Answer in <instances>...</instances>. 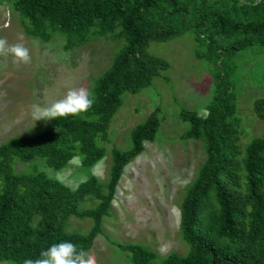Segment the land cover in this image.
<instances>
[{
  "label": "trees",
  "instance_id": "obj_1",
  "mask_svg": "<svg viewBox=\"0 0 264 264\" xmlns=\"http://www.w3.org/2000/svg\"><path fill=\"white\" fill-rule=\"evenodd\" d=\"M253 1L12 0L32 37L49 41L58 33L68 49L92 36H112L121 46L93 80L95 102L87 112L51 120L38 132L0 144V262L23 264L64 240L91 249L103 232L124 168L143 151L145 141L156 137L158 109L130 130L129 148L111 149L104 184L90 175L71 188L36 167L16 172L13 161L41 158L58 170L80 156L83 167H92L106 154L102 143L108 141L122 94L139 92L169 67L165 58L149 52V44L191 32L194 55L211 65L215 92L204 116L188 108L179 111L189 124L181 137L202 140L205 150L180 205L187 251L160 257L140 243L116 244L131 264H264V134L240 147L231 78L239 51L253 46L264 51V0ZM253 109L264 121V96L254 100ZM86 200L93 206L80 207ZM72 216L91 219L89 230L68 231Z\"/></svg>",
  "mask_w": 264,
  "mask_h": 264
},
{
  "label": "rangeland",
  "instance_id": "obj_2",
  "mask_svg": "<svg viewBox=\"0 0 264 264\" xmlns=\"http://www.w3.org/2000/svg\"><path fill=\"white\" fill-rule=\"evenodd\" d=\"M0 37L10 44L22 42L31 55L28 64H16L11 56H0V144L13 136L38 132L49 121L36 120L34 112L62 98L69 88L90 90L93 80L111 65L121 46V41L112 36H92L68 49L61 34L56 33L49 41L32 37L25 32L12 0H0ZM148 50L165 58L169 67L139 92L122 94V104L110 122L108 141L102 143L106 154L97 163L83 167L80 156H75L55 170L41 158L13 161L16 172L36 167L71 188L90 175L104 184L109 178L111 149L129 148L130 130L158 109L156 137L145 141L143 151L124 168L110 214L103 218V232L89 250L99 264H131L128 253L116 242L140 243L160 257L187 251L180 230V205L205 160V150L202 140L181 137L189 124L180 119L179 111L188 108L206 114L205 107L215 92L213 73L209 62L194 55L191 32L153 41ZM233 61L238 143L244 148L252 138L264 134V121L253 109L254 100L264 96V51L253 46L239 51ZM93 204L86 200L80 207ZM91 225V219L72 216L66 229L85 233Z\"/></svg>",
  "mask_w": 264,
  "mask_h": 264
},
{
  "label": "clouds",
  "instance_id": "obj_3",
  "mask_svg": "<svg viewBox=\"0 0 264 264\" xmlns=\"http://www.w3.org/2000/svg\"><path fill=\"white\" fill-rule=\"evenodd\" d=\"M23 36L21 34L20 40ZM0 56H11L13 63L28 64L31 61L30 50L22 42L10 44L6 38L0 37ZM95 102L93 93L86 87L69 88L66 94L50 104L41 106L34 112L36 120L45 122L68 116H79L87 112ZM57 132L60 129H55ZM23 264H99L95 254L70 241L53 243L42 250L39 258H27Z\"/></svg>",
  "mask_w": 264,
  "mask_h": 264
},
{
  "label": "water",
  "instance_id": "obj_4",
  "mask_svg": "<svg viewBox=\"0 0 264 264\" xmlns=\"http://www.w3.org/2000/svg\"><path fill=\"white\" fill-rule=\"evenodd\" d=\"M257 1H259V0H254L253 2H251V3H253V4H255ZM250 3V2H249Z\"/></svg>",
  "mask_w": 264,
  "mask_h": 264
}]
</instances>
